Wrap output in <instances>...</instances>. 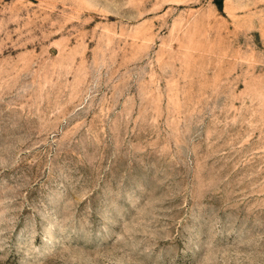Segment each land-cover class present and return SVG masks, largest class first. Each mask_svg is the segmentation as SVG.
Returning <instances> with one entry per match:
<instances>
[{
  "label": "rangeland",
  "instance_id": "obj_1",
  "mask_svg": "<svg viewBox=\"0 0 264 264\" xmlns=\"http://www.w3.org/2000/svg\"><path fill=\"white\" fill-rule=\"evenodd\" d=\"M0 264H264V0H0Z\"/></svg>",
  "mask_w": 264,
  "mask_h": 264
}]
</instances>
